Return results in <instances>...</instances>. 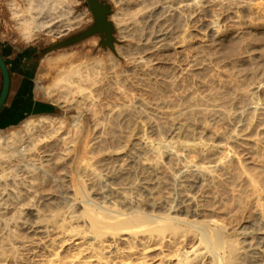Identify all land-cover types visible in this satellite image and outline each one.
<instances>
[{
  "label": "bare ground",
  "instance_id": "1",
  "mask_svg": "<svg viewBox=\"0 0 264 264\" xmlns=\"http://www.w3.org/2000/svg\"><path fill=\"white\" fill-rule=\"evenodd\" d=\"M113 1L126 44L67 67L66 54L45 60L60 67L40 87L58 89L71 121L43 113L0 133V264H264V102L254 95L264 74L243 82L220 53L189 43L204 12L221 31L264 0ZM78 2L9 5L29 40L81 26L87 10L62 17ZM146 83L150 96L130 93ZM161 84L169 91L155 97Z\"/></svg>",
  "mask_w": 264,
  "mask_h": 264
},
{
  "label": "rangeland",
  "instance_id": "2",
  "mask_svg": "<svg viewBox=\"0 0 264 264\" xmlns=\"http://www.w3.org/2000/svg\"><path fill=\"white\" fill-rule=\"evenodd\" d=\"M11 1L12 0H0V16H1V21H0V29L1 30H0V32H2L1 33L2 34V38L10 39V40H12L13 42H15L17 44H24V43H28V42H32V41L57 42L58 40H60V39H62L64 37L76 32L78 30L82 29L83 27H85L86 25L90 24L93 21V17L91 15V12H90L88 6L85 4V0H79V2L76 5H74L72 7H68L62 13V17H67V16L70 17V14H72V12H71L72 10L76 11V12H82V11L87 10L88 14L85 16V21L81 24V26L74 27L73 29H71L70 31H68L65 34L64 33H59L56 30H51V31H48V29L47 30H43V31L38 32L32 39L28 40L20 33V31L18 29L17 20L13 17L12 11H11V8H10V5H9V2H11ZM16 1H18L20 3L21 7H23V8L26 7L25 0H16ZM104 1L109 3L111 5V7H112V13L109 16L110 20L112 21L111 16L116 10V4L114 3L113 0H104ZM245 14H246V12H244V13L240 12V15L242 16L241 20H240V22L238 24H235V25H232V24H229L227 22L221 21L222 22V23L220 22V24H221L220 25V30L221 31H219V29H217L218 27L212 24L213 21H214V17L210 14V12H204L203 15H201L200 18L198 19V22L196 23V24H198V25H196L197 27L195 26V29L197 30V32L194 31V33H197V34L194 35V38L189 40L190 41L189 43L192 42L193 45L198 46V48H201L204 44H207V45H204L202 47L204 50H206L208 52H212L213 55H215L216 57L220 56V54H221V56L218 57L220 59L217 58V61L219 63L224 61L223 62L224 64L221 63L223 65V67H225L226 69H229L230 71H233V73H235V74L236 73L240 74L239 77L241 78V80H243V82H245V81L248 82L250 80V78H247L248 74H249L248 77H251V76L254 77L257 74H264V66H263L264 65V63H263L264 62V56H263L264 55V42H262L264 40L262 38V37H264V23H263L264 22V11H262V13L261 12H258V13L254 12V13H249V14H246V15ZM252 14H254V15H252ZM257 14H259V15H257ZM245 17H247V19H249V20H247ZM251 17H252V19H250ZM88 18H90V19L87 20ZM201 18H203V19H201ZM242 20H244V22ZM250 20H251V22L254 21L255 23H253V22L249 23ZM114 26H115V24H114ZM237 26H238V28H236ZM223 28H225V29H223ZM213 29H216V30H213ZM198 30L199 31L201 30L200 31L201 33ZM222 30H225V31H222ZM227 30H228V32H227ZM229 31H230V33H229ZM224 32H226V35L224 34ZM252 32L255 33V34H253ZM199 33H200L201 37L199 36ZM202 33H203V35H202ZM175 35L181 36L182 33L178 32ZM249 35H251L250 36L251 38L249 37ZM114 36H115L114 49L116 48L117 45H124V44L127 43V41H122L121 39H119L116 26H115ZM249 38L250 39L253 38V39L250 40ZM94 39H96L94 42H92L90 44H86L85 46H83L82 44H78V45H74V46H68V47H65V48L55 49V50H52V51H49V47H50L49 44L47 46L43 47V49H42L43 53H47V54L42 60V63H41V66H40V71L37 74V77H36V79L34 81V86H35V90H36L37 95H39L43 99L52 101L54 103V105L58 108L57 112L55 114H51V115H62V114H66L67 113L66 111H68V114H66V117H67L68 121H71L70 114H71L72 111L70 109H66V108L64 109V107L61 104H59V102H57V100H56V98L58 97V94H60L58 92V89H54V91H52L49 95H46V94H43L44 91L40 87V85H45V84H49V83L52 82V80H53V78H54V76H55V74L57 72L56 70H58V67H60V66L67 67L72 62H81V61H85V60H88V59H94V58H97V57H100V56L105 57L106 56V51H109V50L113 51L112 53H115L114 49L107 48V47L105 48V47H103L101 45V43L99 41V35H95ZM222 39H224V40H222ZM225 39H226V41H225ZM243 40H244V42H243ZM250 41H252V42H250ZM261 42H262V44H261ZM201 43H203V44H201ZM233 43H234L235 48L232 45ZM241 43H243V44H241ZM217 46H218L219 50L217 49ZM236 46H238V47L236 48ZM246 46L248 47V49H247ZM97 49L99 51H96ZM232 49L234 51H231ZM243 50H244V52H242ZM169 52H173V51L169 50ZM235 52H237V54H234L235 55V57H234L233 53H235ZM94 53H96V54H94ZM246 53H247V56H246ZM59 54L60 55H65V54L69 55L67 58H65L64 60L61 61L60 66H57V65L56 66L55 65L52 66V65H48V64L45 63V60L47 58L54 57L56 55L58 56ZM225 54H227V55H225ZM249 55H251V56H249ZM236 58H239V60H237ZM225 60H229L230 63H228L229 61H225ZM234 63H236L237 65L234 64ZM251 63L256 64V65L251 66V65H253ZM248 64H250V65H248ZM127 66H128V64L121 63L120 67L121 68H127ZM243 71H245V72H243ZM246 72H247V74H246ZM128 73L132 77H133V75L135 76V74L132 75V73H133L132 71H129ZM201 73L202 74H200L198 76H201V75L205 76L208 72L204 71V72H201ZM238 74H236L237 77H238ZM170 79H171L170 80L171 82L174 81L173 77L170 78ZM244 79H245V81H244ZM191 83L192 82H190V84ZM141 87H143V89H140ZM134 88H136L137 90L134 89ZM181 89H182L181 87L178 88V90H181ZM255 90H254L256 92L254 94L255 97H256L255 100H261V101L264 102V100H262V99H264V84L261 85L258 89L255 88ZM149 91H151V87H150L149 84H147V85H145V84H143V85H133V84L130 85V93L131 94L132 93L133 94H135V93L138 94V92L139 93L143 92L142 94H144V95L147 94L146 96H148L149 95ZM154 91L156 93L155 97H157L158 95H162L163 93H167L169 91V87L167 85L161 84V85H158ZM157 91H159V92H157ZM257 93H258L259 96L257 95ZM78 110L81 111V109H78ZM133 113H134L133 111L128 113V115L125 118L126 121H124V124H128V122L129 123L132 122V120H133L132 117L134 116ZM40 115L28 116L25 119H27V118H38V117H40ZM24 120H21L20 122H18L16 125H13V126H5L4 128L0 129V133H7V132L11 131L12 129L19 128L22 125ZM159 128H160V132L164 134V135L162 134L164 137H166V138L170 137L171 138L173 136V133H171V131H169V129L164 125V123L162 121H160V127ZM1 131H3V132H1ZM166 134H167V136H166ZM101 147H102V144H100L98 146V149H100ZM134 156H135V158H134ZM137 156H138L137 152L133 151L131 153V159L132 160L136 159ZM131 164H133V161H131ZM46 188L59 190L61 188V186L58 183H54V184H47ZM172 188L174 189V187H172ZM221 188H223V189H221V193L223 192L222 193V197L223 198H226V197L228 198L229 195L226 196L229 193L228 190L225 189V187H222V186H221ZM170 196L171 197H176L177 196L176 195V191L171 189V195ZM221 199L222 198L220 196L213 197L210 200V204L216 206V204H218L220 201H223Z\"/></svg>",
  "mask_w": 264,
  "mask_h": 264
},
{
  "label": "crops",
  "instance_id": "3",
  "mask_svg": "<svg viewBox=\"0 0 264 264\" xmlns=\"http://www.w3.org/2000/svg\"><path fill=\"white\" fill-rule=\"evenodd\" d=\"M0 53L11 75V87L0 109V125L16 122L41 107L34 81L40 71L42 45L38 41L17 44L10 39L2 40ZM3 77L0 71V92Z\"/></svg>",
  "mask_w": 264,
  "mask_h": 264
},
{
  "label": "water",
  "instance_id": "4",
  "mask_svg": "<svg viewBox=\"0 0 264 264\" xmlns=\"http://www.w3.org/2000/svg\"><path fill=\"white\" fill-rule=\"evenodd\" d=\"M85 4L88 6L91 15L93 17V21L83 27L82 29L58 40L57 42H50V41H38L42 48L44 46H47L49 44V51L65 48L68 46H74L78 44H82L85 46L86 44H90L94 42L96 39H94L95 35H99V41L103 47L114 49V41H115V26L114 23L110 20L109 16L112 13V7L109 3H107L104 0H85ZM47 53L41 54V61L46 56ZM0 71L2 73L3 82H2V88L0 92V109L4 105V103L7 101L10 87H11V75L9 68L3 58V56L0 53ZM39 98V102L41 104V107L33 110L20 120L16 122H11L8 124H1L0 129L4 128L5 126H13L16 125L21 120H24L28 116L32 115H40L43 113L48 114H55L58 110V108L54 105L52 101L46 100L41 98L39 95H37Z\"/></svg>",
  "mask_w": 264,
  "mask_h": 264
},
{
  "label": "flooded vegetation",
  "instance_id": "5",
  "mask_svg": "<svg viewBox=\"0 0 264 264\" xmlns=\"http://www.w3.org/2000/svg\"><path fill=\"white\" fill-rule=\"evenodd\" d=\"M0 21H1V16H0ZM1 30V29H0ZM2 32H0V37L2 38ZM7 38H2V40H6ZM0 43H1V39H0Z\"/></svg>",
  "mask_w": 264,
  "mask_h": 264
}]
</instances>
